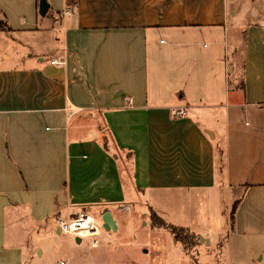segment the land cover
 Here are the masks:
<instances>
[{
  "label": "crops",
  "instance_id": "obj_1",
  "mask_svg": "<svg viewBox=\"0 0 264 264\" xmlns=\"http://www.w3.org/2000/svg\"><path fill=\"white\" fill-rule=\"evenodd\" d=\"M39 1L22 24L0 3L1 34L53 53L0 52V264H264V20L229 0H48L39 24ZM83 210L117 231L155 211L196 241L151 255L108 233L89 253L58 227Z\"/></svg>",
  "mask_w": 264,
  "mask_h": 264
},
{
  "label": "rangeland",
  "instance_id": "obj_2",
  "mask_svg": "<svg viewBox=\"0 0 264 264\" xmlns=\"http://www.w3.org/2000/svg\"><path fill=\"white\" fill-rule=\"evenodd\" d=\"M1 1L7 4L8 6H10L9 9L11 10V16L13 17V21L16 22L17 24L18 23L22 24V18L20 16L21 13H25V14L29 13L30 0H0V3ZM1 5L2 4H0V18H1V8H2ZM229 6L232 8L233 11H235L236 14L240 16V19L243 20L242 21L243 27L244 26L247 27L249 24H253L254 22L264 20V0H229ZM7 13L9 14V11H7ZM257 13L258 14L261 13V14H259L258 16ZM44 19L45 18L40 15L39 24L43 23L45 21ZM1 21L5 22L4 19H0V22ZM13 27L19 28L15 25H13ZM0 37H1L0 52L6 47H10L8 49L9 50L8 53H10L11 55L13 54L16 55V53L13 51V47L16 46V45H12L14 43V44H19L17 45L18 48L16 49V51H18L17 53L30 54L32 53V50L29 45L31 43L32 44L31 46H33L35 49L38 48L40 50L41 48V50L44 52V58L46 60H48L49 57L53 55L52 50H49L48 52L46 48L44 49V47H42L43 43L49 39V35L46 38V35H39V36H36L34 34L16 35L11 33L10 36L8 33L5 32L2 34L0 33ZM4 41H6L8 44L11 45H5ZM82 114H83L82 112H78L76 116H74L73 118L71 117L70 118L71 120L70 119L68 120L71 121L70 122L71 126L77 121V119H79V117ZM93 126L94 124L92 122L87 121L86 127L88 128V130H90V128L94 129ZM226 196L227 195L224 194V196L222 197L223 219L226 216L227 214L226 211L228 209L227 202L225 199ZM233 202L234 200L230 203V206H232ZM145 207L142 204L141 206L142 210H148ZM153 213H155L156 215L159 214V213L157 214L155 211H149L147 212V215H145L144 217L140 216L141 218L138 220V222L135 225L127 227L123 231H117V230L107 231L104 230L103 228L101 232V236L98 238V246L96 248L100 247L99 250L103 249L102 239L104 237H106L107 242L110 241L109 237L107 236L108 233L112 235L113 239L117 240V242H115L114 244L117 245L118 249L122 251L139 252V253L142 252L146 253V251H149V253L150 252L152 253V254L150 253L151 255H154V253L157 250H164V249L166 250L170 248L169 247L171 244L170 237L172 235L171 234L172 232L169 229V227H168L169 231L168 230L166 231V230H162L163 228L157 229V227L152 225ZM159 215L163 218V220L166 223L170 224L169 221L163 215L161 214ZM95 216L98 217V220L100 221V215H95ZM171 224L174 225V223ZM184 234H187L189 236V239H187V241L182 240L183 244H185L187 248L192 247L194 241H196V239L193 237L192 232L189 229H185ZM173 237L175 236L173 235ZM84 247H86V250H88L89 253L93 251L94 247H92L91 245L90 238H84ZM165 254L167 253L165 252ZM167 255L164 256L168 258V262H173L172 258ZM160 256L162 257L163 255Z\"/></svg>",
  "mask_w": 264,
  "mask_h": 264
},
{
  "label": "built area",
  "instance_id": "obj_3",
  "mask_svg": "<svg viewBox=\"0 0 264 264\" xmlns=\"http://www.w3.org/2000/svg\"><path fill=\"white\" fill-rule=\"evenodd\" d=\"M51 63L62 65L65 62L54 59ZM172 113L173 115L180 117L186 115V110L184 108H173ZM58 227L61 232L68 235L90 238L93 247L98 246V238L101 236L103 229L98 218L88 210H83L68 220H60L58 222ZM58 264H71V262L67 259L59 261Z\"/></svg>",
  "mask_w": 264,
  "mask_h": 264
},
{
  "label": "trees",
  "instance_id": "obj_4",
  "mask_svg": "<svg viewBox=\"0 0 264 264\" xmlns=\"http://www.w3.org/2000/svg\"><path fill=\"white\" fill-rule=\"evenodd\" d=\"M11 27L7 22H0V31H11ZM240 203V199L236 200L233 205H232V211H231V224L234 225V220H235V214L238 208V205ZM153 223L157 226L161 227H169L171 230L172 234L175 236V239L177 240H185L189 239V236L187 234H184V228H180L174 225H167L166 222L159 216L153 213ZM194 237V235H193Z\"/></svg>",
  "mask_w": 264,
  "mask_h": 264
},
{
  "label": "water",
  "instance_id": "obj_5",
  "mask_svg": "<svg viewBox=\"0 0 264 264\" xmlns=\"http://www.w3.org/2000/svg\"><path fill=\"white\" fill-rule=\"evenodd\" d=\"M50 5L48 0H40L39 1V13L42 16H45L47 12L49 11ZM102 225L106 230H116L117 229V223L115 221V218L113 217V214L111 211H106L102 215ZM79 240V238H78Z\"/></svg>",
  "mask_w": 264,
  "mask_h": 264
}]
</instances>
